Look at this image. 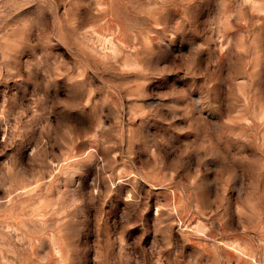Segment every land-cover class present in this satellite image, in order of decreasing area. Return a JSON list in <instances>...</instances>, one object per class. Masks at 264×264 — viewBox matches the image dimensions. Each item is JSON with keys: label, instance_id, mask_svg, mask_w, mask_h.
<instances>
[{"label": "rangeland", "instance_id": "374dc122", "mask_svg": "<svg viewBox=\"0 0 264 264\" xmlns=\"http://www.w3.org/2000/svg\"><path fill=\"white\" fill-rule=\"evenodd\" d=\"M0 264H264V0H0Z\"/></svg>", "mask_w": 264, "mask_h": 264}, {"label": "snow or ice", "instance_id": "6c2138e0", "mask_svg": "<svg viewBox=\"0 0 264 264\" xmlns=\"http://www.w3.org/2000/svg\"><path fill=\"white\" fill-rule=\"evenodd\" d=\"M246 2H249V0H246ZM3 161V157H0V162Z\"/></svg>", "mask_w": 264, "mask_h": 264}]
</instances>
